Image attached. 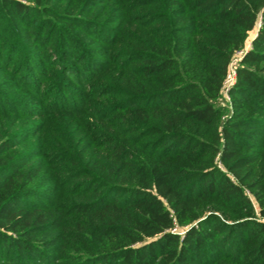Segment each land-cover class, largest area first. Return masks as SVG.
<instances>
[{"label":"trees","instance_id":"16d2710c","mask_svg":"<svg viewBox=\"0 0 264 264\" xmlns=\"http://www.w3.org/2000/svg\"><path fill=\"white\" fill-rule=\"evenodd\" d=\"M0 264H264V0H0Z\"/></svg>","mask_w":264,"mask_h":264},{"label":"rangeland","instance_id":"374dc122","mask_svg":"<svg viewBox=\"0 0 264 264\" xmlns=\"http://www.w3.org/2000/svg\"><path fill=\"white\" fill-rule=\"evenodd\" d=\"M258 24H259V23H258ZM257 30H258V26H256V28H255L254 30H252V31L249 33L248 39H247V41H246V48H245V49H248V48L250 47V45H251V41H252L253 37L256 35ZM243 51H244V50H243ZM238 52H240V51H238ZM238 52L236 53V55H238ZM219 103H221L222 105L227 106V104H228V94H227L225 91H222V99L220 100ZM25 121H27L28 124L30 125V118H27V117H26V118L23 119L22 122L19 123V126L17 127V129H18V128L21 129V128L23 127V125H25V124H24ZM31 121H38V119H32ZM22 124H23V125H22ZM28 124H27V125H28ZM27 125H26V126H27ZM36 141H37V138H33V139H31L29 142H27V143L24 145V147H25L26 149H29L30 146L33 147V145L36 144Z\"/></svg>","mask_w":264,"mask_h":264},{"label":"built area","instance_id":"2783aa9c","mask_svg":"<svg viewBox=\"0 0 264 264\" xmlns=\"http://www.w3.org/2000/svg\"><path fill=\"white\" fill-rule=\"evenodd\" d=\"M243 54H244V51L241 50L240 52H238V55L235 54L230 61L228 72H227L226 78L224 80L223 88H222V91H225L227 94H228V90L230 89V87L236 81V68Z\"/></svg>","mask_w":264,"mask_h":264}]
</instances>
